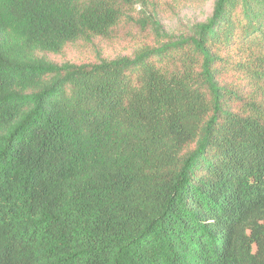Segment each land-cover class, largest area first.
Masks as SVG:
<instances>
[{"label":"trees","instance_id":"16d2710c","mask_svg":"<svg viewBox=\"0 0 264 264\" xmlns=\"http://www.w3.org/2000/svg\"><path fill=\"white\" fill-rule=\"evenodd\" d=\"M164 3L0 0V264H264V0Z\"/></svg>","mask_w":264,"mask_h":264},{"label":"rangeland","instance_id":"374dc122","mask_svg":"<svg viewBox=\"0 0 264 264\" xmlns=\"http://www.w3.org/2000/svg\"><path fill=\"white\" fill-rule=\"evenodd\" d=\"M162 21L176 35L210 15L214 0H164Z\"/></svg>","mask_w":264,"mask_h":264}]
</instances>
